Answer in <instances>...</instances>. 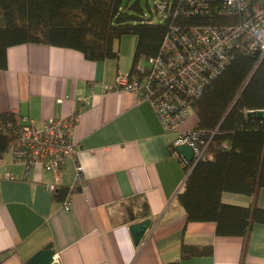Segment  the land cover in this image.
I'll list each match as a JSON object with an SVG mask.
<instances>
[{"label": "crops", "instance_id": "0c3cea01", "mask_svg": "<svg viewBox=\"0 0 264 264\" xmlns=\"http://www.w3.org/2000/svg\"><path fill=\"white\" fill-rule=\"evenodd\" d=\"M7 58L0 69V114L39 123L77 116L85 183L66 211L50 187L69 189L74 163L58 175L40 167L27 171L7 152L0 160V264H25L45 248L58 264H264V224L252 225L245 244L241 236L217 234L214 222L187 220L177 195L188 172L172 148L197 117L192 113L178 132H168L149 100L105 90L118 73L130 72V57L89 61L74 49L26 43L10 47ZM136 196L150 210L141 240L131 226L142 221L128 212ZM222 201L264 209V187L256 200L224 192ZM183 245L212 247L213 253L183 259Z\"/></svg>", "mask_w": 264, "mask_h": 264}, {"label": "trees", "instance_id": "16d2710c", "mask_svg": "<svg viewBox=\"0 0 264 264\" xmlns=\"http://www.w3.org/2000/svg\"><path fill=\"white\" fill-rule=\"evenodd\" d=\"M162 19L145 14L139 0H0V69L8 66L12 46L39 43L80 51L89 61L118 60L116 41L134 35L137 43L130 72L138 61L156 57L173 26L196 24L229 25L236 18L212 12L206 16L186 15L183 0H166ZM264 110V53L239 54L193 104L197 122L191 130L197 142L207 144L203 157L194 165L175 147L188 177L177 200L189 222H214L217 234L241 236L248 241L254 223L264 224V209L256 203L238 206L222 201L224 192L244 194L256 200L264 187V118L251 115ZM14 113L0 114V160L15 142L8 126L20 125ZM68 188L55 191L64 200ZM131 220L149 219L146 199H130ZM212 247L183 245L181 257L209 256Z\"/></svg>", "mask_w": 264, "mask_h": 264}, {"label": "built area", "instance_id": "2783aa9c", "mask_svg": "<svg viewBox=\"0 0 264 264\" xmlns=\"http://www.w3.org/2000/svg\"><path fill=\"white\" fill-rule=\"evenodd\" d=\"M188 11L177 14L206 16L215 11L236 18L229 25L196 24L187 28L173 26L166 34L156 57L141 58L129 73H118L107 91H129L149 100L168 132H178L191 117L195 100L204 89L239 54L264 53V0H183ZM168 1L160 0L164 12ZM77 116L53 117L42 121L8 124L15 133L9 153L15 164L28 171L40 167L58 175L71 161L76 177L69 187L62 207L70 210L74 194L83 187L85 178L79 161L80 141L74 134ZM174 147L188 145L194 152L195 165L204 155L207 144L198 143L191 130L181 133ZM56 190V185L50 187ZM54 260L56 263L57 260Z\"/></svg>", "mask_w": 264, "mask_h": 264}, {"label": "water", "instance_id": "95a60500", "mask_svg": "<svg viewBox=\"0 0 264 264\" xmlns=\"http://www.w3.org/2000/svg\"><path fill=\"white\" fill-rule=\"evenodd\" d=\"M251 115H255L259 118H264V110H256L250 113ZM176 150L179 154H181L185 160L189 163H192L194 159V152L192 148L188 145H179L176 147ZM151 225V220H145L140 223H135L131 226V231L136 240H141L149 226ZM54 251L49 248L41 249L36 252L25 264H58L54 260Z\"/></svg>", "mask_w": 264, "mask_h": 264}, {"label": "rangeland", "instance_id": "374dc122", "mask_svg": "<svg viewBox=\"0 0 264 264\" xmlns=\"http://www.w3.org/2000/svg\"><path fill=\"white\" fill-rule=\"evenodd\" d=\"M141 8L148 16H153L155 21H160L162 19L161 13L156 10V5L160 0H139ZM137 43V37L134 35L124 36L122 39L116 41V46L119 49L120 55L127 56L131 60L133 59L135 47Z\"/></svg>", "mask_w": 264, "mask_h": 264}]
</instances>
